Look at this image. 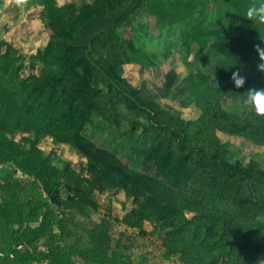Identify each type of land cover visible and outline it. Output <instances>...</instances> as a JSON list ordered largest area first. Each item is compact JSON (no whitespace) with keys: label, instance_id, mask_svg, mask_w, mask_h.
Returning a JSON list of instances; mask_svg holds the SVG:
<instances>
[{"label":"trees","instance_id":"16d2710c","mask_svg":"<svg viewBox=\"0 0 264 264\" xmlns=\"http://www.w3.org/2000/svg\"><path fill=\"white\" fill-rule=\"evenodd\" d=\"M128 2L38 0L37 16L51 40L28 64L20 58L29 74L40 66V77L19 78L17 56L0 55V159L7 161L2 170L22 166L42 183L35 187L49 200L42 204L16 192L11 204L5 199L0 218L12 227V252L6 255L12 264L29 257L17 255V248L35 250L24 264H119L118 240L111 235L115 222L122 227L120 241H133L134 233L150 243L158 237L161 248L182 264H264V156L234 158L216 142L223 134L264 148V116L244 103L245 91L264 88L256 52L264 48V25L246 16L259 0H225L237 22L184 43L185 55H193L186 61L188 73L181 78L170 68L154 96L124 78V65L146 55L117 32L134 11L108 34L97 33L91 51L59 41L78 40L84 22ZM190 32L186 37L194 36ZM81 52L87 56L77 61ZM238 70L246 80L240 89L230 79ZM26 92L40 96L36 106L25 100ZM183 93L199 111L195 120L178 110ZM48 138L45 151L38 145ZM58 147L77 152L84 168L74 169ZM98 195L105 196L103 202ZM120 197L122 218L113 212ZM48 204L56 206L52 220L40 215ZM86 207L101 218L92 230L64 223L66 209ZM61 234L75 241L59 245ZM217 244L223 245L220 261L207 254Z\"/></svg>","mask_w":264,"mask_h":264},{"label":"rangeland","instance_id":"374dc122","mask_svg":"<svg viewBox=\"0 0 264 264\" xmlns=\"http://www.w3.org/2000/svg\"><path fill=\"white\" fill-rule=\"evenodd\" d=\"M67 1L57 0V3L58 5H64ZM37 4H39L38 0H0V42L3 46L0 55H7L8 51H11L12 55L17 56L19 60L18 72L21 76L19 78L21 79L25 77L32 79V76L40 77V66L35 74H29L24 67L23 59L20 57L23 56L28 64L31 58H34L39 51L44 50L51 40L52 32L47 28L44 21L37 16L38 10L41 9V5ZM138 7L128 19L121 23V26L117 28V32L125 39L133 40L135 47L142 50L146 55H142L134 63L124 65V78L131 86L143 93L146 91L153 96L157 94L158 88L163 85L170 68L174 69L181 78L188 73L190 68L188 69L186 61L191 60L193 55H190V57L185 55L184 43L190 42L199 34L215 32L221 28L222 24L237 22L233 17L232 8L225 0H141ZM183 26L187 27V33L184 31ZM191 28L195 33H192L194 34L193 37L188 38L186 36L191 33ZM212 49L208 50L207 56L213 53ZM88 52H81L76 60L81 61L87 56ZM199 56L200 53L196 58ZM240 74L244 76L242 72ZM12 79L17 80L16 76H12ZM36 82H31V86H36L37 89L41 90L42 86L36 84ZM23 96L30 104L36 106L39 103L40 96H36V94L31 93L29 95L26 92ZM185 96L186 93H183L180 97L181 107L178 106V110L183 112L185 119L195 120L199 116V111ZM167 104L165 103V105ZM27 136L34 139V133H28ZM216 138L217 143L232 151L234 158L242 156L249 159L255 155L264 156V148L254 146L247 140L223 134H217ZM44 141L47 142V145ZM51 142L52 139L50 138H48V141L43 139L38 146L48 151ZM58 149L59 154L64 157L62 158L69 160L74 169L79 171L84 168V165L81 164L82 158L77 152L59 147ZM71 155L74 156L73 159L69 157ZM4 160L0 159V206L4 205L5 199L10 204L15 200L12 198V192H16L22 199L34 197L38 203L49 202L47 195L44 197L41 193L38 194L35 187L41 188L40 186H42L43 188L42 183L38 179L24 174L22 166L17 163L12 164V170L4 173L2 168L7 166L5 165L7 161ZM96 197L99 198L98 201L100 202L105 199V196L101 195ZM122 200H124V197L115 199L114 202L113 212L117 213L116 216L119 218L123 217ZM48 205L50 209L42 205L40 215H47L48 219L52 220L56 206ZM67 206L65 205L64 208ZM63 219H65V224L79 227L85 231L92 230L101 221L97 212L88 207L82 211L68 208ZM147 226V229L151 230L153 228V224H147ZM112 229L111 235L118 240V249L121 254L119 264H182L179 261H174L175 259L161 248L158 237L151 238L152 243H150L134 233L133 235L136 237L133 241L130 238L120 241L118 236L122 227L113 222ZM61 238L62 242L59 245L67 244L71 246L75 241V239L65 234H61ZM127 241H131V245H134L130 251L125 246L129 245ZM153 243H156V247H152L151 244ZM222 247V244H217L215 247L207 249L208 257L218 259ZM9 252H12V227L0 218V264H12V258L6 255ZM24 253H27L29 257L23 260L14 259L19 262L14 264H24L35 258V250L16 249L17 255L22 256ZM218 261L220 260L218 259ZM78 262L83 264L84 260L79 259Z\"/></svg>","mask_w":264,"mask_h":264},{"label":"water","instance_id":"95a60500","mask_svg":"<svg viewBox=\"0 0 264 264\" xmlns=\"http://www.w3.org/2000/svg\"><path fill=\"white\" fill-rule=\"evenodd\" d=\"M140 2L141 0H129V2L124 7L118 6L115 10H112L111 7H108L104 16L92 18L84 22V24L78 30V40L59 41L64 42L69 47H86L90 51L92 48V42L97 33H109L111 29L117 24V22L135 11L140 5Z\"/></svg>","mask_w":264,"mask_h":264},{"label":"clouds","instance_id":"9594fccd","mask_svg":"<svg viewBox=\"0 0 264 264\" xmlns=\"http://www.w3.org/2000/svg\"><path fill=\"white\" fill-rule=\"evenodd\" d=\"M246 16L251 21L264 25V0H259L258 4L248 7ZM256 52L261 61L257 65L258 70L264 73V48L257 46ZM230 79L236 89L244 87L246 83L245 77L240 74L239 70L232 72ZM244 103L254 114L264 116V88L248 89L245 91Z\"/></svg>","mask_w":264,"mask_h":264}]
</instances>
